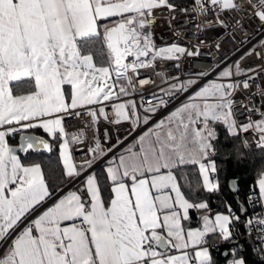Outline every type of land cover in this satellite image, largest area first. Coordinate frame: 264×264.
Instances as JSON below:
<instances>
[{
  "label": "snow or ice",
  "instance_id": "1",
  "mask_svg": "<svg viewBox=\"0 0 264 264\" xmlns=\"http://www.w3.org/2000/svg\"><path fill=\"white\" fill-rule=\"evenodd\" d=\"M261 79L264 0H0V264H264Z\"/></svg>",
  "mask_w": 264,
  "mask_h": 264
},
{
  "label": "trees",
  "instance_id": "2",
  "mask_svg": "<svg viewBox=\"0 0 264 264\" xmlns=\"http://www.w3.org/2000/svg\"><path fill=\"white\" fill-rule=\"evenodd\" d=\"M187 0H182L181 3L186 2ZM42 134V133H39ZM223 130H221V139L223 140ZM231 142H229V146H230ZM32 158H38L44 161L45 166H47L49 163H53L54 165H58V151H54L51 154H46V153H41V154H33ZM217 160L219 161V157H217ZM260 164V159L258 157V155L256 156V158L254 160H245L242 164L240 165H234L233 162L231 160L227 161V178H225V182L222 188V197H216L213 196L211 197V201H219L220 199H226L229 203H233V206L235 207V202L233 199V194L232 192H230L228 190L227 184H226V179H228L229 177H236L238 178V187H239V197L241 200L244 199V197L246 196V194L249 191V187L251 185L255 184V178L257 177V173H256V168L257 165ZM100 166L97 165V168H99ZM212 207L214 210H217V203H213ZM218 210H223L218 209ZM252 209H249V214H251ZM195 218V217H194ZM243 231V229L241 228V232ZM240 243L244 245L245 249H247V251L245 252V255L249 256V259H253L250 256L251 253V248L249 247V242L246 241L243 236H241L240 238ZM231 245L228 244H223L221 245V251H223V249H228L230 248ZM217 258L220 260V264H224V258L221 257L219 255V253H214Z\"/></svg>",
  "mask_w": 264,
  "mask_h": 264
},
{
  "label": "built area",
  "instance_id": "3",
  "mask_svg": "<svg viewBox=\"0 0 264 264\" xmlns=\"http://www.w3.org/2000/svg\"><path fill=\"white\" fill-rule=\"evenodd\" d=\"M178 4H180L182 6H187L188 0L186 2H184V3H178ZM166 15H167V13H165V16ZM175 15L177 17H180L181 14H180L179 11H177L175 13ZM176 27L177 28H182L183 26L180 25L179 23H176ZM155 31H156L157 36L164 35V37H165V39L163 41H158V43L167 44V43H169L171 41L172 35H171V32L168 31V26H167V23H166L165 20H163V19L160 20V23L157 25ZM187 31L189 33H191V32L196 31V29L194 27H192L191 25H189ZM214 36H215V33H212V34H210L208 36V39L211 40V39L214 38ZM188 39L194 41L195 40V37L189 35ZM230 47H231V45L229 43H224V45H223V48L225 50H228ZM237 55H240V53H238ZM201 59H203V57H201ZM187 63L188 62L185 61V64L186 65H187ZM241 63H242V66L243 67H250L252 65L259 64L260 61L255 56H253V57H250V58H247V59L241 61ZM192 67L195 68V69L209 70L210 65L208 63L195 62V63H193ZM168 69H169L170 72L173 71L171 65L168 66ZM184 74L185 75H190L191 74V70L186 68ZM143 75L151 76L152 79L155 80L157 83H159V81L161 79L159 76L155 75V73L151 69L147 70V72H145V73H142V76ZM257 82L258 83H264V79H261V80H259ZM154 87H155V85H151V84L144 86L145 94L147 95L148 92H149V90L153 89ZM245 95H248V93L245 92L243 94H238L237 97H236L237 103H240V101L244 99V96ZM181 99H183V97ZM257 99H259V98H257ZM177 103H179V102H177ZM249 106L250 107H254L255 105L254 104H250ZM171 107H175V105H172ZM171 107L168 110H165V111H162L161 113H159L158 116H157V119L159 118V116L166 115L167 114V111H170L171 110ZM236 111H237V115L238 116H241V118H243L244 110L242 108H238ZM78 123H80V122L79 121H69L67 123V127H68L69 131H72L74 125L75 124H78ZM101 128H103V125H101ZM121 134H123V133H121ZM138 134H139V130L134 135H138ZM133 138H134V136L133 137H129V140H131ZM253 139L254 138L252 136H248L247 137V140H248L249 143H252ZM113 142H115V141L113 140ZM127 142L128 141H126V143ZM75 158L77 159V161L84 159V157L79 152H76L75 153ZM257 211H259V209H257Z\"/></svg>",
  "mask_w": 264,
  "mask_h": 264
},
{
  "label": "crops",
  "instance_id": "4",
  "mask_svg": "<svg viewBox=\"0 0 264 264\" xmlns=\"http://www.w3.org/2000/svg\"><path fill=\"white\" fill-rule=\"evenodd\" d=\"M176 2H177V3H181L182 0H176ZM37 134H39V133H37ZM133 139H134V138H133ZM129 141H130V140H129ZM129 141H128V142H129ZM257 178H258V177L255 178V182H256ZM67 190H68V189H65V191H67ZM193 226H196L195 218H194V224H193ZM223 250H225V249H223Z\"/></svg>",
  "mask_w": 264,
  "mask_h": 264
},
{
  "label": "water",
  "instance_id": "5",
  "mask_svg": "<svg viewBox=\"0 0 264 264\" xmlns=\"http://www.w3.org/2000/svg\"><path fill=\"white\" fill-rule=\"evenodd\" d=\"M229 178H233V177H229Z\"/></svg>",
  "mask_w": 264,
  "mask_h": 264
}]
</instances>
